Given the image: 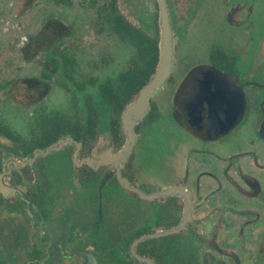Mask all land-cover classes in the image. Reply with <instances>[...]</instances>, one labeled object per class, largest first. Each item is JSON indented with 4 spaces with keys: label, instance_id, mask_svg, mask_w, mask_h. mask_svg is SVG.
Listing matches in <instances>:
<instances>
[{
    "label": "flooded vegetation",
    "instance_id": "flooded-vegetation-1",
    "mask_svg": "<svg viewBox=\"0 0 264 264\" xmlns=\"http://www.w3.org/2000/svg\"><path fill=\"white\" fill-rule=\"evenodd\" d=\"M214 1L166 0L171 73L119 168L144 193L174 191L144 199L120 183L115 156L127 140L123 113L142 88L132 97L122 79L150 59L134 32L157 41L148 81L159 61V0L157 13L147 0H0V21L8 5L16 20L38 7L43 15L17 55L0 54L8 113L17 121L29 110L20 129L0 115V175L14 189L9 198L0 191V264H264V0H216L218 19ZM202 27L204 39L194 32ZM185 45L204 47V60L170 83L166 102ZM5 64L15 68L1 79ZM163 111L175 178L150 190L135 159ZM136 201L142 207L128 212Z\"/></svg>",
    "mask_w": 264,
    "mask_h": 264
},
{
    "label": "rangeland",
    "instance_id": "rangeland-1",
    "mask_svg": "<svg viewBox=\"0 0 264 264\" xmlns=\"http://www.w3.org/2000/svg\"><path fill=\"white\" fill-rule=\"evenodd\" d=\"M147 1L150 12L156 11L155 13H157V9H155L156 0ZM219 5V2L216 0L213 2L212 5L213 10L211 11V14L216 19H218L221 14V10L217 8ZM8 7H11V10L7 12V15L4 17V21H0V54L5 58L18 54L17 46L20 40L25 34H28L33 31L32 24L34 22L36 23L35 29H37L40 24V21L43 18V15L41 14L42 9L38 7L34 14H28L22 17L20 20H16L14 14H11L13 11L12 5H8ZM210 22L214 21L210 18L207 19L206 26H210ZM194 32L200 33V37H202L203 39L205 38V30L203 27L196 29V31ZM88 41L94 42L95 39H89ZM191 48H193V50ZM199 48H203V50H199ZM199 48H194L189 45H185L181 47L178 51V60L175 64L173 74L171 76V79L165 84V89L162 92V94L164 93L163 95L165 97L166 102H169L170 95L173 89V86H170V83L178 82L193 65L201 62V60H204L197 59L202 57L204 54V47ZM4 66L6 67L4 69V73L1 75V79L12 77V72L15 66L13 64H5ZM7 67H9V69ZM163 95H161L160 99L163 98ZM8 103L12 102L6 98V95L0 92V115L6 122L17 123L16 127L20 129L22 126L21 122H23V120H27V117L29 116V110L26 111V113H22L19 118H15V120L17 121H14V117L8 113ZM162 107L164 109L166 107L165 104H163ZM106 131L107 130H105V132L101 135L105 136ZM182 133L184 134V136H186L184 132ZM168 136L170 137L167 138ZM171 137L172 121L170 120L169 115L167 116L165 111H163L160 121L156 126L153 127V131L148 135V139H145V145L141 149L140 155L136 156L135 159V164L137 165V167L141 166L139 167V169H141L140 175L149 184L147 189L151 190L174 183L173 179L175 177L172 174L173 172L171 170V164L169 162L164 163L166 155L172 153V148L169 147V144L172 141ZM184 146H186L185 142L181 141V144L179 145V152L181 154H184ZM180 153H178V155H180ZM123 194L125 195V193ZM132 205L134 206H128L127 209L128 212H132L133 214H136L133 211H136L137 209L142 207V205L138 201H136V204L132 203Z\"/></svg>",
    "mask_w": 264,
    "mask_h": 264
},
{
    "label": "water",
    "instance_id": "water-1",
    "mask_svg": "<svg viewBox=\"0 0 264 264\" xmlns=\"http://www.w3.org/2000/svg\"><path fill=\"white\" fill-rule=\"evenodd\" d=\"M160 4V42H159V61L156 67V71L152 78L144 85L139 91L137 98L126 108L123 113V124L124 129L126 131L127 140L125 144L122 146L118 154L115 156V166L117 168V176L120 181L127 189L133 190L140 195V197L144 199H152L159 194H164L168 192L174 191L173 188L162 190L160 192H154L151 194L144 193L140 191L138 188H134L129 184V181L122 177L121 171L119 168V164L125 162L137 139V134L135 131L136 123L144 118L148 109H149V99L150 97L166 82L169 77L172 69V57H173V35L172 28L170 24V16L167 8L166 0H159ZM61 144H63L61 142ZM60 144V145H61ZM58 148L56 144L52 145L50 149ZM0 191L6 198H9L10 195L13 194L14 189L7 186L2 179V175H0ZM185 224L183 221L179 226L174 227L165 231L166 233H171L178 231ZM163 234V233H162ZM157 234H152L149 236H157ZM134 255H136L134 253ZM137 258L141 259L138 255ZM150 261V260H149ZM151 262V261H150Z\"/></svg>",
    "mask_w": 264,
    "mask_h": 264
},
{
    "label": "trees",
    "instance_id": "trees-1",
    "mask_svg": "<svg viewBox=\"0 0 264 264\" xmlns=\"http://www.w3.org/2000/svg\"><path fill=\"white\" fill-rule=\"evenodd\" d=\"M133 41L135 42V44L138 47L139 54L150 56V59L148 62L145 63V65H148L147 71H145L144 73H141L142 72V70H141L142 64H138V69L134 70V73L132 74V76H128L127 79L126 78L122 79L123 85H126L129 88V90L131 91L132 97L134 95H136V93L139 91V89L148 81V75L153 70V67L155 66L156 60L158 58L157 41L150 40L149 38L144 37V36H140L139 34H137V32H134V34H133ZM90 113H91V115L89 116L90 117L89 120L92 119V113L93 112L91 111ZM92 127H93V124H90V125L87 124L86 125L85 132L87 135L92 136L94 134ZM71 130H73V129H71ZM74 131H76V130H74ZM115 132L119 136L118 124H117V128H115ZM6 134L8 135L7 132H6ZM9 135L11 136L12 134L9 133Z\"/></svg>",
    "mask_w": 264,
    "mask_h": 264
}]
</instances>
